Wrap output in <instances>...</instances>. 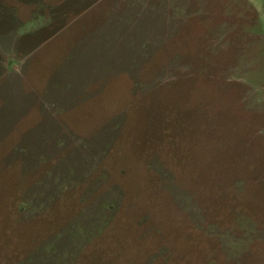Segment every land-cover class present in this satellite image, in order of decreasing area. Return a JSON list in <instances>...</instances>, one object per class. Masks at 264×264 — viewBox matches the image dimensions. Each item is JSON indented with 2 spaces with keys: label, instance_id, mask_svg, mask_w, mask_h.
I'll return each mask as SVG.
<instances>
[{
  "label": "rangeland",
  "instance_id": "1",
  "mask_svg": "<svg viewBox=\"0 0 264 264\" xmlns=\"http://www.w3.org/2000/svg\"><path fill=\"white\" fill-rule=\"evenodd\" d=\"M114 1L41 26L22 84L39 92L62 57L107 78L132 53L142 88L127 75L86 88L85 71L66 86L57 70L32 103L0 76V264H264V0H120L163 20L135 17L128 36ZM50 99L76 130L30 116Z\"/></svg>",
  "mask_w": 264,
  "mask_h": 264
},
{
  "label": "crops",
  "instance_id": "2",
  "mask_svg": "<svg viewBox=\"0 0 264 264\" xmlns=\"http://www.w3.org/2000/svg\"><path fill=\"white\" fill-rule=\"evenodd\" d=\"M82 0H0V59L5 60V70L0 73V76H3V74H9L12 75L16 80L19 81L21 88L24 90V93L26 92H32V96L30 97V100L35 102V99H38L40 97V93L42 92V89L46 87L48 83H51V79H55L54 75H52L57 70H62L65 73V77L63 80H66L68 83L66 86L71 85L73 82H71V78L74 74H83L84 77L82 79V83L85 85L86 88L89 87L90 84H94L98 81H103L105 79L112 80L114 78H117L122 75H127L128 78L132 81V87H141L142 88V80L138 78L139 75V66L140 64L136 65V58L135 56L130 53L127 55L126 60L123 64V66H119V61L117 60L118 66L114 65L113 67L108 70V76H103V73L100 69L101 64L98 61V64L94 67L93 65H88L86 67L85 65H79L76 63L75 60L67 59L64 63H62L60 66L59 63L62 61V59H59L53 67H50L47 69L41 68V75H45V79L43 81L42 87L39 90L34 89H26L25 86H23V76L28 71L31 65V61L34 59V50H36L41 43H43L47 38L45 36L44 30H39L42 26H47L51 23L53 20H57L59 17L63 16L64 14L70 12L71 10L75 9L77 4ZM120 0H115V3H112L111 8L109 9V12H119L124 9V6L118 8L116 5V2ZM75 3V6L74 4ZM124 9L125 13H123L121 16L114 15L110 16L111 19L113 18V23L118 21L121 17H124L130 24V27H123L121 30V34L128 36L131 32L133 22H136V18H140L142 16L147 18H150L151 20L157 21V24L162 23L163 20H161V15L157 13V11H160V8H156V16L154 9H152V12L148 13L146 15L141 10V5L135 4V6H130ZM22 12L26 13L25 16L22 15ZM151 16V17H149ZM136 17V18H135ZM119 18V19H118ZM160 18V19H159ZM114 19H117L114 21ZM111 22V23H112ZM112 23V24H113ZM156 24V25H157ZM176 28V27H173ZM98 30V32L96 31ZM172 30V26H171ZM32 31V32H31ZM41 31V33H40ZM30 32V33H29ZM102 33V29L100 26L95 27L94 31H91L88 33V35L84 38L85 42L84 44H76L78 46V52L82 54V56L78 57L77 60L80 58H84L87 56H90L92 47L94 46V40L95 36L100 35ZM108 33H113L115 35L116 29H112ZM172 33V31H171ZM173 34V33H172ZM91 36H93L92 39ZM168 36H170V32H168ZM144 44L146 42L145 39ZM162 42L161 44L167 40L165 39V36L162 38H158ZM151 43V41H150ZM159 47V46H158ZM69 54V53H68ZM149 59V58H148ZM146 59L145 61H147ZM11 61V62H10ZM7 65H9L10 72H7ZM47 70V71H46ZM57 80V79H56ZM78 80V79H77ZM58 81V80H57ZM144 85V84H143ZM144 87V86H143ZM92 97V96H91ZM90 97V98H91ZM77 99H80L79 96ZM89 99V98H88ZM95 98L92 99V101ZM87 100V99H86ZM85 100V101H86ZM59 101V100H56ZM56 101L53 99L50 100H43V103L39 109L31 108V117H34L37 115V112L40 114V112H54L56 115H63V121H65V124L67 127L70 128V130L74 131L76 130V127L72 124L75 121L66 120L67 117L70 118V112L64 111V109H61L60 107L57 108ZM30 103V104H32ZM92 104V103H90ZM45 106V107H44ZM44 107V108H43ZM27 116V114H26ZM30 118L23 119V122L29 123ZM81 126V124H78ZM73 128V129H71ZM9 149V148H8ZM157 170H163L165 169L163 164L156 161ZM121 192V191H120ZM122 193V192H121Z\"/></svg>",
  "mask_w": 264,
  "mask_h": 264
}]
</instances>
